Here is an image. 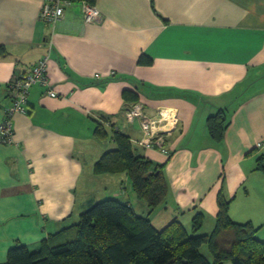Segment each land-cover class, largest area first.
<instances>
[{
  "label": "crops",
  "instance_id": "0c3cea01",
  "mask_svg": "<svg viewBox=\"0 0 264 264\" xmlns=\"http://www.w3.org/2000/svg\"><path fill=\"white\" fill-rule=\"evenodd\" d=\"M48 1L0 0V124L10 82L46 56L50 78L14 116L13 143L0 144V264L17 243L35 251L99 201L148 215L126 174L94 172L118 131L135 155L164 165L168 194L150 216L157 229L177 220L189 230L202 213L200 234H211L223 193L232 221L251 223L264 242V0H96L100 25L84 21L85 3L70 2L48 25ZM142 55L151 64L140 65ZM125 90L139 100L126 104ZM164 110L163 151L148 148L142 117L158 121ZM221 110L230 125L216 142L207 120ZM99 123L106 140L94 134Z\"/></svg>",
  "mask_w": 264,
  "mask_h": 264
},
{
  "label": "trees",
  "instance_id": "16d2710c",
  "mask_svg": "<svg viewBox=\"0 0 264 264\" xmlns=\"http://www.w3.org/2000/svg\"><path fill=\"white\" fill-rule=\"evenodd\" d=\"M96 5V0H49ZM5 48L0 47V56ZM140 65L151 60L142 55ZM137 92L125 90L126 104L139 100ZM230 125L223 110L207 120L210 137L221 142ZM94 134L108 138L99 123ZM114 150L106 152L95 164L96 175L126 174L137 198L148 207V215L135 212L128 203L106 199L92 204L81 213L79 221L50 235L35 251L17 243L7 254V264H264V242L257 239L258 229L251 223L238 224L230 217V201L223 193L218 196L219 212L211 234H200L204 215L198 213L186 229L174 220L164 229H157L151 214L164 203L168 183L164 165H155L134 154L130 139L115 132ZM264 172V156L257 162ZM207 248L208 257L202 253Z\"/></svg>",
  "mask_w": 264,
  "mask_h": 264
},
{
  "label": "built area",
  "instance_id": "2783aa9c",
  "mask_svg": "<svg viewBox=\"0 0 264 264\" xmlns=\"http://www.w3.org/2000/svg\"><path fill=\"white\" fill-rule=\"evenodd\" d=\"M84 4V3H83ZM65 2L56 1L46 3L41 11L40 20L48 25L56 23L64 15ZM84 21L88 24L100 25L104 22L102 13L95 6L88 4L83 5ZM49 56L42 58L28 73L16 78L8 84L11 91L12 106L5 112L4 119L0 124V144H12L15 128H14V116L17 114H27V107L29 103V97L31 88L35 85H42L45 87L50 86V78L48 71ZM52 98H57L54 91L48 92ZM138 111L135 106L132 112ZM139 116V113L136 117ZM167 111H160L158 121H151L142 117V129L146 135L143 145L149 147H158L163 151L162 137L156 136L158 131L156 127L163 122H168ZM264 146V140L259 141L256 144L258 149Z\"/></svg>",
  "mask_w": 264,
  "mask_h": 264
},
{
  "label": "rangeland",
  "instance_id": "374dc122",
  "mask_svg": "<svg viewBox=\"0 0 264 264\" xmlns=\"http://www.w3.org/2000/svg\"><path fill=\"white\" fill-rule=\"evenodd\" d=\"M100 192V190H99V188L97 189V193H99ZM107 197V196H106ZM103 198H105V197H103ZM31 250H33V249H31ZM202 253H204L207 257H208V251H207V248L206 247H203V249H202ZM226 264H231V263H226Z\"/></svg>",
  "mask_w": 264,
  "mask_h": 264
}]
</instances>
